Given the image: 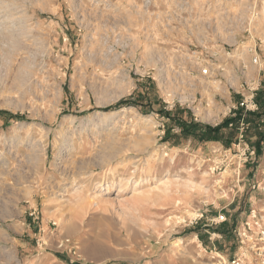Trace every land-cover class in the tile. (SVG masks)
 <instances>
[{
    "label": "rangeland",
    "instance_id": "374dc122",
    "mask_svg": "<svg viewBox=\"0 0 264 264\" xmlns=\"http://www.w3.org/2000/svg\"><path fill=\"white\" fill-rule=\"evenodd\" d=\"M0 4L13 19L0 26V264H98L81 236L123 241L105 264H264V140L257 155L250 126L240 142L235 128L219 142L181 132L224 119L166 109L158 57L134 47L158 24L96 0ZM67 219L82 235H62Z\"/></svg>",
    "mask_w": 264,
    "mask_h": 264
},
{
    "label": "built area",
    "instance_id": "2783aa9c",
    "mask_svg": "<svg viewBox=\"0 0 264 264\" xmlns=\"http://www.w3.org/2000/svg\"><path fill=\"white\" fill-rule=\"evenodd\" d=\"M129 1L96 0L98 13L105 14L112 8L117 15L125 16L121 11L126 8L130 14L158 24L155 31L145 27L138 37L143 41L134 47L139 55L152 51L158 57L152 70L157 71L155 80L166 109H185L195 123L229 120L227 130L236 126L240 142L248 127L244 119L258 111L257 95L263 89L260 74L264 72V57L257 40L251 37L250 27L253 21L263 20L264 0H251L249 6L244 0ZM236 2L238 5L233 6ZM237 36L245 37L237 41ZM122 38L118 30L114 42L119 45ZM198 88L211 92L212 98L203 97ZM219 88L225 89L227 97ZM205 116L210 121H203ZM75 244L65 239L58 248H67L70 254Z\"/></svg>",
    "mask_w": 264,
    "mask_h": 264
},
{
    "label": "trees",
    "instance_id": "16d2710c",
    "mask_svg": "<svg viewBox=\"0 0 264 264\" xmlns=\"http://www.w3.org/2000/svg\"><path fill=\"white\" fill-rule=\"evenodd\" d=\"M257 104L259 105V109L256 113L250 114V118H248V115L246 117V123L251 127V130L256 133V140L253 144V148L255 150V153L257 155L260 154V144L261 141L264 140V90L260 91L257 95ZM122 105H125L122 104ZM121 107V106H120ZM263 118V121H260ZM237 119L232 120L233 122H236ZM259 121L262 127L258 129L260 126H258ZM229 120H224L223 123L220 126L217 127H210V126H190L185 123L179 125L181 132L183 134H189V135H198L199 139L203 142L207 141H213V142H219L218 136H220L223 132L227 131V125L229 124ZM236 129V126L234 127ZM235 129H230L231 131H235Z\"/></svg>",
    "mask_w": 264,
    "mask_h": 264
},
{
    "label": "crops",
    "instance_id": "0c3cea01",
    "mask_svg": "<svg viewBox=\"0 0 264 264\" xmlns=\"http://www.w3.org/2000/svg\"><path fill=\"white\" fill-rule=\"evenodd\" d=\"M250 114L248 115V118H250ZM261 122L259 121L258 126H260ZM260 129V127L258 128ZM76 213L82 214V212L77 211ZM78 218H81V215L78 216ZM77 221V222H76ZM79 220L75 221H68L67 219V225H64L62 227V235H67L71 237H75L78 234H81V228L79 226ZM82 235V234H81ZM82 240L81 244V253L89 258V261L96 262L100 264H105L106 262H109L114 257L119 256V251L111 244H121L123 243L122 240L117 239L115 237L112 238V243L107 240H100V239H92L87 240L86 238H83V236L80 237ZM107 239V238H106ZM68 264V263H67Z\"/></svg>",
    "mask_w": 264,
    "mask_h": 264
},
{
    "label": "bare ground",
    "instance_id": "6f19581e",
    "mask_svg": "<svg viewBox=\"0 0 264 264\" xmlns=\"http://www.w3.org/2000/svg\"><path fill=\"white\" fill-rule=\"evenodd\" d=\"M10 4V3H9ZM1 5V4H0ZM14 6V5H13ZM6 7V6H5ZM7 8V7H6ZM4 11H6V9L4 10ZM4 11H2V12H0V13H3ZM8 12V11H7ZM3 14H5V12L3 13ZM10 17V16H9ZM8 16H6V15H2L1 17H0V26H5L6 24H8V23H10V22H13V19L12 18H9ZM149 17V16H148ZM26 37V36H25ZM236 70H237V73H238V75H239V73H240V71H239V68H236ZM183 100V99H182ZM202 120L203 121H205V122H208V121H210V119L208 118V117H204V118H202Z\"/></svg>",
    "mask_w": 264,
    "mask_h": 264
}]
</instances>
